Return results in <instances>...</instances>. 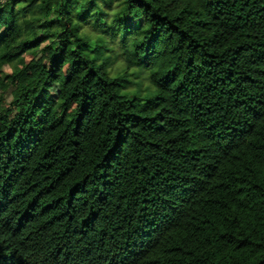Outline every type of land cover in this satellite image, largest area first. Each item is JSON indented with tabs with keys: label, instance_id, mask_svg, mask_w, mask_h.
<instances>
[{
	"label": "trees",
	"instance_id": "trees-1",
	"mask_svg": "<svg viewBox=\"0 0 264 264\" xmlns=\"http://www.w3.org/2000/svg\"><path fill=\"white\" fill-rule=\"evenodd\" d=\"M101 4L0 6V264H264V0Z\"/></svg>",
	"mask_w": 264,
	"mask_h": 264
},
{
	"label": "clouds",
	"instance_id": "clouds-1",
	"mask_svg": "<svg viewBox=\"0 0 264 264\" xmlns=\"http://www.w3.org/2000/svg\"><path fill=\"white\" fill-rule=\"evenodd\" d=\"M6 0H0V6L5 4ZM112 3V9L109 11L104 8V5H100V11L105 12L106 19L104 23L112 26L115 24L117 17L120 16L123 6L127 3V0H110ZM79 29L75 32L71 39L73 42V51L76 50V46L80 42H86L93 46L98 41H106V46L111 49V53L108 56L102 58L99 62L103 65L102 75L109 82L114 80H128L129 73H141L142 70L136 69L133 64L129 62V57L125 55V50L121 48L119 39L112 40L110 37H106L97 32L94 24H77ZM49 43H52L49 41ZM99 66V65H98ZM70 65H65L64 71L67 72ZM157 69H150L142 71V74L138 79L133 78L134 87H130L125 92V95H143V96H155L160 94V89L153 77L156 74Z\"/></svg>",
	"mask_w": 264,
	"mask_h": 264
},
{
	"label": "rangeland",
	"instance_id": "rangeland-1",
	"mask_svg": "<svg viewBox=\"0 0 264 264\" xmlns=\"http://www.w3.org/2000/svg\"><path fill=\"white\" fill-rule=\"evenodd\" d=\"M142 73H140V75H141Z\"/></svg>",
	"mask_w": 264,
	"mask_h": 264
}]
</instances>
